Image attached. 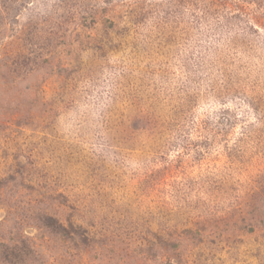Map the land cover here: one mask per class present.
<instances>
[{
    "label": "rangeland",
    "instance_id": "obj_1",
    "mask_svg": "<svg viewBox=\"0 0 264 264\" xmlns=\"http://www.w3.org/2000/svg\"><path fill=\"white\" fill-rule=\"evenodd\" d=\"M0 264H264V0H0Z\"/></svg>",
    "mask_w": 264,
    "mask_h": 264
}]
</instances>
